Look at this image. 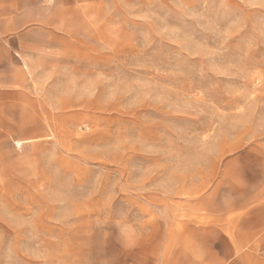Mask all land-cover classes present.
Listing matches in <instances>:
<instances>
[{
  "label": "rangeland",
  "instance_id": "374dc122",
  "mask_svg": "<svg viewBox=\"0 0 264 264\" xmlns=\"http://www.w3.org/2000/svg\"><path fill=\"white\" fill-rule=\"evenodd\" d=\"M0 264H264V0H0Z\"/></svg>",
  "mask_w": 264,
  "mask_h": 264
}]
</instances>
